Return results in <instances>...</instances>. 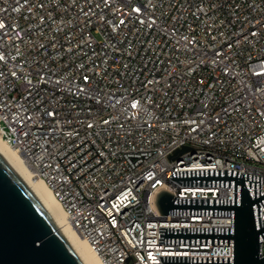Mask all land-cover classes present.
Listing matches in <instances>:
<instances>
[{
  "label": "built area",
  "instance_id": "2783aa9c",
  "mask_svg": "<svg viewBox=\"0 0 264 264\" xmlns=\"http://www.w3.org/2000/svg\"><path fill=\"white\" fill-rule=\"evenodd\" d=\"M0 137L102 264H231L243 187L264 228V0H0Z\"/></svg>",
  "mask_w": 264,
  "mask_h": 264
},
{
  "label": "water",
  "instance_id": "95a60500",
  "mask_svg": "<svg viewBox=\"0 0 264 264\" xmlns=\"http://www.w3.org/2000/svg\"><path fill=\"white\" fill-rule=\"evenodd\" d=\"M257 201L242 188L240 203L234 206L231 264H264V257L259 255V235L264 228H256L252 209ZM156 205L161 215L177 207L167 190L158 193ZM0 264H85L29 183L2 151Z\"/></svg>",
  "mask_w": 264,
  "mask_h": 264
},
{
  "label": "bare ground",
  "instance_id": "6f19581e",
  "mask_svg": "<svg viewBox=\"0 0 264 264\" xmlns=\"http://www.w3.org/2000/svg\"><path fill=\"white\" fill-rule=\"evenodd\" d=\"M0 151L13 163L47 208L85 264H102L80 233L69 222L68 216L43 179L36 177L21 153L0 137Z\"/></svg>",
  "mask_w": 264,
  "mask_h": 264
}]
</instances>
